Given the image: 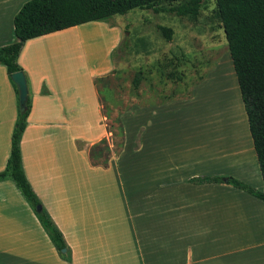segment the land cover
<instances>
[{
  "label": "crops",
  "instance_id": "obj_1",
  "mask_svg": "<svg viewBox=\"0 0 264 264\" xmlns=\"http://www.w3.org/2000/svg\"><path fill=\"white\" fill-rule=\"evenodd\" d=\"M26 1L0 0V47L15 40L13 19ZM77 26L28 39L17 58L32 95L20 140L23 169L71 260L59 254L14 182L4 179L0 264L256 262L242 241L252 222L260 220L264 227V202L226 182L191 181L231 176L264 190L241 111L240 134L223 123L210 136L209 122L220 115L190 121V115L176 111L182 98L137 104L129 108H137L131 112L139 120L136 143L112 151L106 165L92 164L90 147L112 134L95 83L109 72L62 62L54 46ZM11 80L0 63V171L10 156L18 111ZM215 108L219 111V104Z\"/></svg>",
  "mask_w": 264,
  "mask_h": 264
},
{
  "label": "rangeland",
  "instance_id": "obj_2",
  "mask_svg": "<svg viewBox=\"0 0 264 264\" xmlns=\"http://www.w3.org/2000/svg\"><path fill=\"white\" fill-rule=\"evenodd\" d=\"M173 4L160 6L167 8ZM161 25L172 29L171 39L160 30ZM69 32L62 34L54 46L62 62L109 72L95 81L105 122L112 132L107 140L109 155L117 152L122 141L121 146L136 143L139 120L131 112L137 108H129L168 97L184 99L177 104L176 111L190 115V121L195 123L197 117L204 118L206 114L220 115L209 122L210 136L214 126L223 123L240 134V111L248 130L225 33L216 14V0H202L196 20L169 11L133 8L106 20L83 23ZM79 35L80 40L76 39ZM227 85L231 93L227 92ZM218 104L219 111H214ZM203 124L200 129L204 131ZM194 129L196 132V126ZM106 153L103 150L99 159H105ZM251 224L242 244L250 246L249 255L256 260L252 264H264V243L260 244L264 241V227L260 220Z\"/></svg>",
  "mask_w": 264,
  "mask_h": 264
},
{
  "label": "trees",
  "instance_id": "obj_3",
  "mask_svg": "<svg viewBox=\"0 0 264 264\" xmlns=\"http://www.w3.org/2000/svg\"><path fill=\"white\" fill-rule=\"evenodd\" d=\"M162 3L174 4L166 8L160 6ZM201 3L202 0H27L13 19L15 40L0 47V63L6 66L10 77L16 71L24 72L17 58L24 42L30 38L90 21L106 20L115 14H125L133 8L169 11L178 16L196 20ZM216 14L225 33L264 181V0H216ZM159 28L168 39H171L173 31L170 27L161 25ZM138 82L139 78L135 80V84L137 85ZM15 90L18 96L16 86ZM31 107L32 95L29 92L27 109L20 111L18 106L11 136L10 156L5 168L0 171V180L11 179L14 182L59 254L70 261V250L61 231L43 207L23 169L20 140L27 125ZM103 150L107 151L105 159H99L102 157ZM109 151L106 138L92 145L89 150L92 164L106 165L110 157ZM191 181L226 182L264 202V190H258L231 176H203L192 178ZM38 205L41 206L40 209H37Z\"/></svg>",
  "mask_w": 264,
  "mask_h": 264
},
{
  "label": "water",
  "instance_id": "obj_4",
  "mask_svg": "<svg viewBox=\"0 0 264 264\" xmlns=\"http://www.w3.org/2000/svg\"><path fill=\"white\" fill-rule=\"evenodd\" d=\"M11 79L15 83L18 90V106L20 111H25L27 109V100H28V82L27 78L23 71H16L11 74ZM41 206L38 205L37 209H40ZM65 251V249H62Z\"/></svg>",
  "mask_w": 264,
  "mask_h": 264
}]
</instances>
